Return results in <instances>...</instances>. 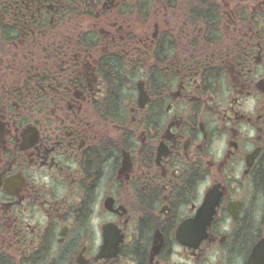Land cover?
Here are the masks:
<instances>
[{"label": "flooded vegetation", "instance_id": "1", "mask_svg": "<svg viewBox=\"0 0 264 264\" xmlns=\"http://www.w3.org/2000/svg\"><path fill=\"white\" fill-rule=\"evenodd\" d=\"M0 264H264V0H0Z\"/></svg>", "mask_w": 264, "mask_h": 264}]
</instances>
